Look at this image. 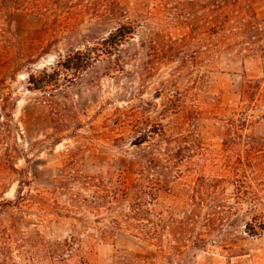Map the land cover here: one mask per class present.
<instances>
[{"label":"rangeland","instance_id":"374dc122","mask_svg":"<svg viewBox=\"0 0 264 264\" xmlns=\"http://www.w3.org/2000/svg\"><path fill=\"white\" fill-rule=\"evenodd\" d=\"M244 1L264 28V0ZM67 2L35 0V7L42 3L48 10L63 13ZM119 2L127 15L122 21L126 17L139 21L145 41L135 35L130 44L121 46L113 61L119 69L116 77L105 75L106 63L98 62L88 79L70 84L60 99L76 105L80 126L73 137L64 130L58 142L49 106L39 90L29 88L28 71L53 64L58 56L55 49L65 53L74 35L84 33L90 22L85 19L68 26L66 37L43 52L53 39L52 24L45 27V17L37 8L12 11L10 41L0 39V201L13 200L19 188L22 196L11 203L22 204L4 207V224L14 234L1 239L0 257L6 264H53V243L75 236L95 240L89 264H112L115 248L121 247L151 250L156 264H264V227L259 225L264 216V171L255 174L249 168L252 162L263 163L264 147L250 161L247 145L242 146V161L254 192L237 202L231 196L233 186L227 184L229 218L221 227L215 221V228L207 230L204 250L191 247V240L183 238L184 225L178 222L189 215L193 204L175 203L167 194L156 209L174 217L177 234L171 228L161 231L162 249L133 235L135 228L114 229L99 238L108 219L99 221L89 212L81 217V212L64 208L66 203H82L81 195L89 196L97 189L92 181L82 183V173L96 175L99 182L108 181L110 173L114 182L119 175L128 184L135 182L138 174L125 170L135 151L131 145L135 111L162 122L168 135L186 136L210 153L208 162L215 166L204 168L201 156L195 155L199 171L186 170L181 186L192 183L198 173L231 179L230 165L238 156L223 150L225 118L248 102L247 95L241 97L243 80L264 75V31L243 38L239 31L247 25L237 22L240 18L213 29L209 3L203 9L189 0ZM91 79L98 84L91 87ZM250 107L246 111L251 121L245 131L264 136V119L258 118L264 113V87L263 96ZM205 209H199L201 217ZM245 221L251 223V232L246 231ZM176 236L183 240L176 242Z\"/></svg>","mask_w":264,"mask_h":264},{"label":"trees","instance_id":"16d2710c","mask_svg":"<svg viewBox=\"0 0 264 264\" xmlns=\"http://www.w3.org/2000/svg\"><path fill=\"white\" fill-rule=\"evenodd\" d=\"M189 1L193 6L199 5L203 9L208 8L207 5L210 4L212 10L210 20L213 29L223 28L230 20L236 21L240 18L237 22L242 24L243 21L247 25L246 29L241 27L239 31L243 38L257 37L264 31L257 22L258 17L254 9L244 0ZM64 7L66 9L62 13L48 10L42 3L35 7V0H0V39L10 41L13 10L31 8L35 11L37 8L45 17V27L52 24L54 32L52 41L46 45L43 52H48L53 42L56 43L60 38L66 37L65 31L68 26L85 19L88 23L90 22L84 33L74 35L75 41L66 48L65 53H61L59 48L55 49L58 56L53 64L37 71H28L29 88L39 90L41 99L49 106L56 142L61 140L64 130H67L66 136L73 137L76 128L80 126L79 110L76 105L60 99L67 93L70 84L88 79L98 62L106 63L105 75L116 77L119 69L113 61L117 53L121 51V46L130 44L135 35L140 36L141 42L145 41V33L138 24L139 21L136 22L130 17L122 21L127 15L119 0H68ZM237 8L239 10H236ZM112 22L116 25L106 30L105 27ZM152 40L151 37L150 41ZM97 84V79L89 81L91 87ZM263 87L264 75L245 78L242 83L241 97L247 95L248 102L239 109H232L225 118L223 150L229 155L237 154L238 156L230 165L234 173L231 179L225 175L198 173L192 183L185 182L181 186L180 180L186 174V170L199 171L196 167L199 161L193 160L195 155L201 156L204 168L215 166L208 162L210 153L205 151L199 143L188 140L186 136L168 135L162 122L151 118L149 114L135 111L131 140L135 151L128 159L125 169L138 174L135 182L128 184L120 177L121 175L114 182L111 178L112 173L108 181L102 179L99 182L96 175L82 173L80 174L83 177L82 183L90 184L92 181L91 185L96 186L97 189L92 190L89 196L81 195L79 202L82 203H66L64 208L76 214L81 212V217L89 212L95 214L99 221L108 219L109 225L102 227V237L99 236V238H105L114 229L135 228L137 231L133 235L140 236L162 249L161 231L163 233L171 228V232L177 234V231L173 230L175 225H172L175 223L174 217L165 216L156 209V204L161 203L162 197L167 194L175 198V203L183 201L193 204L189 215L178 222L184 225L183 238L191 240V247L206 249L207 230L215 228L213 225L215 221L221 227L229 218L227 209L231 205L228 202L230 195L226 193L227 184L233 186L231 196L237 202L245 199L243 195L254 192L250 175L242 161L241 151L242 146L247 145L246 153L251 161L264 147V136L245 131L252 116L246 110L263 96ZM258 118L264 119V113H259ZM249 168L255 174L257 171H264V161L262 164L257 161L252 162V167L249 164ZM241 171L242 174H239ZM16 191V197L13 200L8 199L5 201L7 203L0 201V253H2L1 239L14 234V231H9L4 224L2 216L4 207L6 205L20 207L19 204H22L11 203L18 202L22 196L19 188ZM204 207L206 209L201 217L199 209ZM259 225L264 227V216L260 218ZM245 228L247 232L253 229L249 221H245ZM182 240V237H175L176 242ZM94 241L75 236H70L63 241H55L52 247L53 264H89L88 254L93 248ZM152 255L151 250L142 252L122 247L115 248L112 264H156L151 258ZM74 256L77 257L76 260L68 263L69 257ZM5 262L0 257V264H6Z\"/></svg>","mask_w":264,"mask_h":264}]
</instances>
